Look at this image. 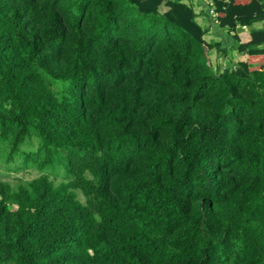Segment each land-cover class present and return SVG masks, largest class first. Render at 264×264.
<instances>
[{"label":"trees","instance_id":"1","mask_svg":"<svg viewBox=\"0 0 264 264\" xmlns=\"http://www.w3.org/2000/svg\"><path fill=\"white\" fill-rule=\"evenodd\" d=\"M210 2L228 48L190 0H0L4 155L65 178L0 179V264H264V0Z\"/></svg>","mask_w":264,"mask_h":264},{"label":"rangeland","instance_id":"2","mask_svg":"<svg viewBox=\"0 0 264 264\" xmlns=\"http://www.w3.org/2000/svg\"><path fill=\"white\" fill-rule=\"evenodd\" d=\"M190 1L192 3L194 2L193 4L194 10L198 11L199 5L197 4L196 0H190ZM165 9H166L165 5H161L159 8L160 12L164 11ZM209 16L211 15L209 14ZM196 20L203 28L206 29V32L204 34L205 39L211 40L213 42L221 41L223 44L222 46L223 47L226 46V48H228L229 42L232 44L231 33H229L228 35H225L224 34L225 31H222L221 35H219V33L214 34L212 31V28L211 29L206 28L208 26V19L205 16L204 11L196 15ZM216 35H219L218 39L216 38L217 37ZM211 51L212 52H211L210 64L212 65L213 68H217L219 64H221L220 62H223L226 60L228 61L232 59V57L233 58L237 57V52L235 50L227 49V55H226L227 58L223 55L221 51H217L216 47H214ZM44 77L46 78L47 81H50V82L55 81L58 83V84L54 83L51 85V87L55 90L59 88V85L62 86L63 84H67V82L65 81L53 80L48 75ZM33 142L34 144H32V146L22 147V149L26 148V150H30V149L34 150L36 143H35V140H33ZM5 151H6L5 145L0 144V179L5 182H8L12 187H15L20 182L28 181L43 173H47L55 184L65 179L61 165L54 166V168L47 167V168L39 169L37 165L33 161H31V159L26 162L24 157L21 155H16L12 159H8L4 155ZM78 197L82 201L84 200L81 194H79Z\"/></svg>","mask_w":264,"mask_h":264},{"label":"crops","instance_id":"3","mask_svg":"<svg viewBox=\"0 0 264 264\" xmlns=\"http://www.w3.org/2000/svg\"><path fill=\"white\" fill-rule=\"evenodd\" d=\"M196 2H197V4L199 5L198 6V11L197 10H195V12L198 14V13H202V11H204V13L206 12V10H205V7L207 6V2H208V0H196ZM193 4H194V2H193ZM206 17H207V19H208V26L206 27L207 29H211L212 28V31H213V33L215 34V33H219V35H221V33H222V30L219 28V26L217 25V22L216 21H214V20H212V19H210V17H208L207 15H205ZM215 31V32H214ZM219 35H216L217 37V39H218V36ZM208 41H211V40H208ZM212 52V51H211ZM211 52H210V59H211ZM227 61V60H226ZM226 61H223V62H220L221 63V65H223V64H225L226 63Z\"/></svg>","mask_w":264,"mask_h":264},{"label":"clouds","instance_id":"4","mask_svg":"<svg viewBox=\"0 0 264 264\" xmlns=\"http://www.w3.org/2000/svg\"><path fill=\"white\" fill-rule=\"evenodd\" d=\"M211 2H210V0H208V2H207V6L205 7V10H206V12H205V15H207L208 17H210L212 20H214V21H216V19H215V14H214V12H213V10H212V8H211ZM197 14V13H196ZM209 14L211 15V16H209ZM217 22V21H216ZM242 29V28H241ZM243 29H245V27H243ZM207 40V39H206ZM208 41V40H207Z\"/></svg>","mask_w":264,"mask_h":264}]
</instances>
